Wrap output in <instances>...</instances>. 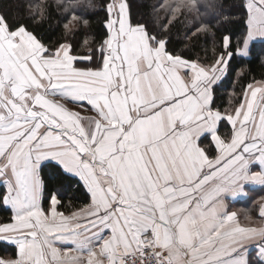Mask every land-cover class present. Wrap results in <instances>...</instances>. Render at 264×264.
Instances as JSON below:
<instances>
[{
    "label": "snow or ice",
    "instance_id": "1",
    "mask_svg": "<svg viewBox=\"0 0 264 264\" xmlns=\"http://www.w3.org/2000/svg\"><path fill=\"white\" fill-rule=\"evenodd\" d=\"M33 7L36 23L49 6ZM100 7L105 36L89 54L0 14V202L12 213L0 241L17 249L0 264H253L252 247L264 264V227L242 226L226 203L245 182L264 185V80L230 109L214 101L233 57L264 39V0H242L245 35L235 48L225 35L211 64L169 48L167 32L193 11L190 34L210 31L227 19L220 0H162L158 31L132 19L131 0ZM64 12L66 28L89 22ZM46 167L87 203L65 215L51 193L44 207Z\"/></svg>",
    "mask_w": 264,
    "mask_h": 264
},
{
    "label": "trees",
    "instance_id": "2",
    "mask_svg": "<svg viewBox=\"0 0 264 264\" xmlns=\"http://www.w3.org/2000/svg\"><path fill=\"white\" fill-rule=\"evenodd\" d=\"M91 2L97 7H87L89 0H62V2L61 0H0V14L6 16L10 23L27 24L47 42L55 43L67 38L71 40L78 54H89L91 46L98 47L105 36L104 12L100 7L103 0H91ZM164 2L171 3L172 0H164ZM220 2L224 5L223 11L227 19L212 20L210 31L190 34L200 23L194 11L186 12L184 16H178L173 20L167 32L170 40L169 48L194 59L199 58L206 64H211L216 53L222 50L221 42L225 35L230 37L231 46L235 48L237 42L244 37L246 29V25L242 22L243 13L239 7L242 0H220ZM37 3L49 7L44 16L33 23L30 14H34L33 6ZM131 3L134 21L142 20L156 31L159 29L154 24V17H159V23L166 22L164 10L157 11V6L162 0H131ZM64 5H75L76 11L89 22L84 24L82 20H69L66 28L65 20L68 14L64 12ZM250 49L251 55L248 57L239 55L233 57L228 72L215 86L214 101L221 111L230 109L235 104L248 83L264 80V40L254 42ZM219 131L221 134L228 133L230 126L222 122ZM212 148L214 150V145ZM41 175L46 189L43 197L44 207H49L48 197L51 193H55L61 200L58 209L65 214H70L74 208L78 209L87 203L86 191L74 178L60 179L47 167L42 170ZM3 191L4 186L0 185V192ZM11 215V209L0 202V223L10 222ZM16 252L14 245L0 241V258H15Z\"/></svg>",
    "mask_w": 264,
    "mask_h": 264
},
{
    "label": "crops",
    "instance_id": "3",
    "mask_svg": "<svg viewBox=\"0 0 264 264\" xmlns=\"http://www.w3.org/2000/svg\"><path fill=\"white\" fill-rule=\"evenodd\" d=\"M263 40L264 39L253 40L250 44V47L254 42ZM217 83H219V81ZM260 170L261 167L258 164H252L250 166V172L252 173L258 172ZM243 192L247 193V195H238L234 198V200L226 202L228 210L230 212H236L237 220L242 226L264 227V217H261L259 214L260 207L262 204H264V185L245 182L243 184ZM248 217H251V220H249ZM249 256L252 259L253 264H258L255 247L250 249Z\"/></svg>",
    "mask_w": 264,
    "mask_h": 264
}]
</instances>
